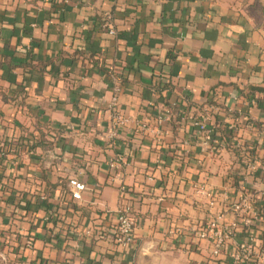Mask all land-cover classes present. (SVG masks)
<instances>
[{"label":"crops","instance_id":"obj_1","mask_svg":"<svg viewBox=\"0 0 264 264\" xmlns=\"http://www.w3.org/2000/svg\"><path fill=\"white\" fill-rule=\"evenodd\" d=\"M116 88L132 122L111 138ZM211 106L207 142L193 121ZM262 124L264 0H0V264H211L170 231L206 217L196 183L264 186ZM120 186L142 196L126 249L105 235Z\"/></svg>","mask_w":264,"mask_h":264},{"label":"built area","instance_id":"obj_2","mask_svg":"<svg viewBox=\"0 0 264 264\" xmlns=\"http://www.w3.org/2000/svg\"><path fill=\"white\" fill-rule=\"evenodd\" d=\"M111 16L108 20H111ZM109 33L115 35L113 26H109ZM111 102L112 122L110 137L115 138L122 128L129 126L130 118L121 114L118 109L120 89H115ZM170 116L167 115V118ZM180 121L187 120L186 114L179 115ZM210 114L205 110L193 125L210 142L209 130ZM253 128L252 123H247ZM139 128L147 130L146 125ZM261 139L264 142V124L258 127ZM3 156L6 154L2 153ZM123 160L115 159L109 164L111 181L118 178V170ZM245 177L251 176L256 170H246ZM262 186V185H261ZM253 186L243 189L235 197L227 192H214L206 182L193 185L195 200L194 205H201L206 209V217L200 222L192 224L186 229L174 228L170 231L173 235L189 234L199 242L209 243L211 246V259L226 261L231 259V264H264V186ZM72 199L80 201L86 185L77 179L70 180ZM120 201L116 211L115 223L105 232L107 239L116 247L126 249L135 243L137 220L135 218V204L139 198L131 196L125 186H120ZM248 189V190H247ZM44 199L46 197L43 196ZM202 199V201L200 200ZM231 220L227 222V217ZM87 236L93 235L92 230L85 232ZM99 234V233H97ZM100 235V234H99ZM31 245V243H29Z\"/></svg>","mask_w":264,"mask_h":264},{"label":"trees","instance_id":"obj_3","mask_svg":"<svg viewBox=\"0 0 264 264\" xmlns=\"http://www.w3.org/2000/svg\"><path fill=\"white\" fill-rule=\"evenodd\" d=\"M209 107V106H208ZM210 109V110H209ZM208 109V111H209V114L211 115V116H213L214 114H213V108H212V106L210 107ZM213 114V115H212ZM9 147H10V145H9V143H4L3 145H2V143H1V141H0V166H3V163H4V161L6 160V156H3L2 155V153H4V154H8V152H9ZM143 193V192H142ZM66 196H68L67 195V193L64 191V197L63 198H66ZM71 197H72V195H71ZM145 197V196H144ZM143 197V198H144ZM140 198H141V200L139 199V201H142V196L140 195ZM139 201H138V203H139ZM59 210H55V211H53L54 213H53V215H51L50 216V219H54V216H55V218L56 219H59V212H58ZM64 216H65V214H64ZM62 217V216H61ZM61 220L64 222V231L66 232V237L64 238V239H68V234H69V232H70V226H72V229L71 230H74V225L72 224H70V223H67L66 222V220H65V217H62L61 218ZM55 223H56V221H55ZM211 262V264H218V263H220L221 262V260H211L210 261ZM66 264H68V263H66Z\"/></svg>","mask_w":264,"mask_h":264}]
</instances>
